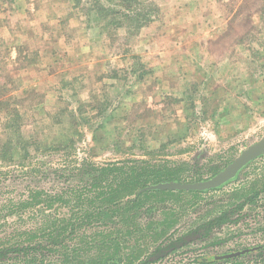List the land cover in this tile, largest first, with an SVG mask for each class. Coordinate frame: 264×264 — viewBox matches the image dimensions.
<instances>
[{
    "label": "rangeland",
    "instance_id": "obj_1",
    "mask_svg": "<svg viewBox=\"0 0 264 264\" xmlns=\"http://www.w3.org/2000/svg\"><path fill=\"white\" fill-rule=\"evenodd\" d=\"M117 2L0 0V245L85 224L73 215L93 207L85 183L103 185L94 208L129 179L197 183L264 138V0H139L150 19L139 31L121 25ZM127 163H138L137 172H93ZM263 188L264 156L219 191L139 194L131 258L162 229L183 232L228 207L233 193ZM260 198L243 221L217 231L222 244L192 245L159 264L263 245ZM122 219L130 232L131 213ZM91 233L76 232L57 258L95 264L112 252ZM237 262L264 264L254 256Z\"/></svg>",
    "mask_w": 264,
    "mask_h": 264
},
{
    "label": "trees",
    "instance_id": "obj_2",
    "mask_svg": "<svg viewBox=\"0 0 264 264\" xmlns=\"http://www.w3.org/2000/svg\"><path fill=\"white\" fill-rule=\"evenodd\" d=\"M115 6L120 10L119 15L121 18L120 21H122L121 25L127 23L130 29L139 31L144 24L150 21L148 14L143 10L144 6L140 4L139 0H118ZM107 12H109V14L112 13L113 17L117 15L115 13L113 14L114 11ZM114 20L116 25H120V22L117 21L116 18ZM136 164L138 163H127L122 167L93 169V172H100L103 175L108 174V176L124 173L127 170H133L137 172L138 165L135 166ZM145 175L146 174H144V176ZM155 179L156 182H152L151 184L157 185L167 182H181L180 178L166 179L164 177H156ZM129 180L119 183L115 189L112 188L114 185L112 182L109 186V188H112L110 190L113 193L111 196L112 200L110 202H107V200H100V205L96 206L95 208V202L97 201L96 199L99 193L96 191L98 189L97 187H101L103 185L100 184L96 187L94 184H92L90 188H88V185L85 183L83 190L87 198L84 201H87L91 204L94 203L93 207L90 209H85L81 212H77V214L73 213V215L81 214L85 224L82 223L78 225L79 219L74 220V222L70 224V231L68 234L62 235L63 232L61 230L63 229H58V238L52 237L51 239L41 240L36 243H32L31 241H23L13 245L2 244L0 245V264H70V262L67 260L63 261V258H61L59 255L57 258V251L59 253L63 248L64 243L73 237L76 232H85L88 229L93 232L91 235L96 239L99 237L106 239L107 243L112 248L111 253L109 252L106 257L95 264H159L164 262L170 256L175 255L192 245L207 243L210 241H213L210 244L211 246H218L219 244H222L223 242L218 240L216 237L217 231L227 225H237L243 221L248 216L247 210L249 208L247 207H252L258 204V201H260V197L264 192L263 188L262 190L249 189L240 195H238L237 192L233 193V202H231L228 207L221 208L218 212L209 214L208 216H201L195 223L194 227L189 228L184 232L176 233L177 229L170 227L162 229V232L158 234V239L151 247L149 246L148 248L145 246V249L143 248L144 253L142 255L137 258H131L132 249L128 252L130 249V244H127L129 242L128 238L131 237L136 231L135 221L140 215V211L136 208H138L142 196H139L138 194L140 190L146 188L147 184L142 186L143 182L139 180V177L132 180L131 182H129ZM230 183H232V181L211 191H191L188 193L205 194L213 191H219ZM70 192L73 194V191ZM123 193H125V196H133L123 200L125 197L124 196L122 198ZM166 193L182 194L186 192L155 190L147 192L146 194L154 196L158 194L165 195ZM106 194H109V191H103L99 194V196ZM79 201L80 200L78 199V202ZM23 202L28 201L24 200ZM153 211L154 210H147V214H150ZM245 212H247V216ZM126 213H131L133 226L130 232L123 233V230L130 229L121 227V224L123 223L122 216H124ZM147 230L149 231L151 229ZM151 231L157 232L158 230L152 229ZM238 252H243V256L241 257L254 256L256 260L262 259L264 261V244L249 249L239 250ZM238 256L240 255H237L236 257ZM217 257L218 256L216 255L208 253L207 256L198 258L197 262L199 264H217L219 262ZM239 258L231 259V261H235L236 264H241L240 262H237ZM128 259L129 261H127Z\"/></svg>",
    "mask_w": 264,
    "mask_h": 264
},
{
    "label": "water",
    "instance_id": "obj_3",
    "mask_svg": "<svg viewBox=\"0 0 264 264\" xmlns=\"http://www.w3.org/2000/svg\"><path fill=\"white\" fill-rule=\"evenodd\" d=\"M264 155V138L254 144L251 148L241 154L232 164L226 167L218 175L212 177L209 180L193 184H181V183H161L158 185L149 186L139 192V194L147 191H205L220 187L231 180H233L239 172L245 168L251 161ZM237 254L231 255L235 257Z\"/></svg>",
    "mask_w": 264,
    "mask_h": 264
},
{
    "label": "flooded vegetation",
    "instance_id": "obj_4",
    "mask_svg": "<svg viewBox=\"0 0 264 264\" xmlns=\"http://www.w3.org/2000/svg\"><path fill=\"white\" fill-rule=\"evenodd\" d=\"M264 155H262V156H260V157H258V158H256V159H254L253 161H251L247 166H245V168L244 169H246L251 163H253L254 161H256L257 159H259V158H261V157H263ZM228 167V166H227ZM244 169H242L240 172H239V174L233 179V180H231L232 182L234 181V180H236V178L241 174V172L244 170ZM220 172H222V170L220 171ZM219 172V173H220ZM219 173H217L216 175H218ZM216 175H214V176H216ZM213 176V177H214ZM211 179V178H210ZM209 180V179H208ZM204 181H206V180H201V181H199V182H204ZM230 181V182H231ZM199 182H197V183H199ZM229 183V182H228ZM190 184H193V183H190ZM227 184V183H226ZM226 184H224V185H226ZM158 185V184H157ZM224 185H222V186H224ZM147 188V187H146ZM217 188H219V187H217ZM216 188V189H217ZM143 190V189H142ZM211 190H213V189H211ZM211 190H209V191H211ZM160 191H162V190H160ZM205 191H207V190H205ZM147 192H151V191H147ZM171 192H191V191H171ZM193 192H204V191H193ZM139 195V194H138ZM195 225H193V226H191L190 228H192V227H194ZM189 229V228H188ZM184 232V231H183ZM176 233H181V232H178V230H177V232ZM189 248V247H188ZM249 249V248H248ZM246 251V250H245ZM244 253H246V252H244ZM234 254H237V255H240V256H238V257H230L231 255H234ZM241 256H243V252H235V253H230V254H225V255H220V256H218L217 257V259L219 260V261H222V260H231V259H235V258H239V257H241Z\"/></svg>",
    "mask_w": 264,
    "mask_h": 264
}]
</instances>
